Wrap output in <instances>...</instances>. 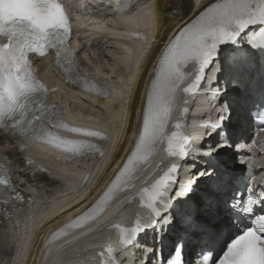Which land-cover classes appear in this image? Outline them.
Segmentation results:
<instances>
[{"label":"snow or ice","instance_id":"6c2138e0","mask_svg":"<svg viewBox=\"0 0 264 264\" xmlns=\"http://www.w3.org/2000/svg\"><path fill=\"white\" fill-rule=\"evenodd\" d=\"M107 3L114 6L118 13L124 12L127 7L123 0H107ZM254 25H259L260 30L249 39L248 43L253 47L244 50L240 57L243 60L257 54L264 56V0H220L211 3L170 39L150 76L133 146L114 179L90 208L56 232L53 239L70 230L83 229L99 219L119 193L127 189L138 172L151 163V158L161 145L166 144L165 150L170 157L186 158V148L190 145L179 131L183 125L176 123L174 127L177 131L171 134L167 131L180 93L188 94L196 90L206 68L219 59L225 50L223 46L238 44L241 34ZM137 35L139 37L140 34ZM70 36V16L59 0H0V38L6 40V43L0 42V129L5 133L10 132L25 144L39 142L68 153L70 155L66 157V162L89 154L98 153L103 157L106 145L111 143V138L106 134L64 122L63 109L47 103V96L57 90L46 87L33 67L30 54L44 57L52 50L55 64L68 82L83 80L87 83L75 63V53L68 46ZM189 65L196 66L194 75L185 72ZM189 79L192 83L184 86ZM100 94L105 98L109 95L107 91ZM260 123L264 125V118L260 119ZM57 129L83 138L59 136ZM94 140L102 141L103 145ZM225 143L227 139L210 150L221 148ZM21 150H24L23 146ZM177 170L173 164L163 176L140 193L141 204L160 217L153 223L154 228L169 221V216L161 217L156 205L162 200L172 199L168 190L176 182L172 176ZM199 174L204 176L209 173L204 170ZM184 192L191 196L195 189L189 186ZM24 199L14 188L10 176L0 171V217L21 214L22 209L17 202L23 203ZM28 203L31 204V201ZM256 203L264 204V191L259 197L250 194L247 200L240 202L236 198H223L213 185L200 194V205L209 213L207 219L184 214L180 205H173L177 212L172 218L176 220L183 216L182 220H177L182 230L190 231L198 239L204 240L206 247L199 254L201 264H264V211L253 215V205ZM167 206V203L163 204L164 208ZM241 217L247 220L246 224L234 222ZM142 230L146 231V227L142 228L139 223L130 232L121 229L120 242L127 248ZM164 230L160 229L161 232ZM178 255L182 256V252ZM173 264H183V261H173Z\"/></svg>","mask_w":264,"mask_h":264},{"label":"bare ground","instance_id":"6f19581e","mask_svg":"<svg viewBox=\"0 0 264 264\" xmlns=\"http://www.w3.org/2000/svg\"><path fill=\"white\" fill-rule=\"evenodd\" d=\"M218 1L220 0H199V3H197V0H191V7H189V0H144V5L140 6L133 13L111 16L110 22L114 24L112 27L105 26L103 22L102 24H89L88 17L76 13L73 14L76 18L72 25L75 31H79L81 26L92 28V31H79L84 42L91 39L93 36L100 37L101 33L99 34L98 31L107 30L112 36V39L109 40H111V44H114L117 48L113 51H107V53L115 61L109 62V59L105 56L106 54L101 51L103 54H99L100 56L98 55V58L101 57L102 59L95 62L93 67L88 68L87 71L88 73L95 71L102 78L109 80L111 97L102 105L105 109V113H103L100 108L90 104V101L97 103L95 99L81 92H57L50 95L48 100L50 103L58 102L65 107H67V102L71 103L74 109L71 110L66 108L68 119L73 121V123L78 122L82 125L100 129L111 138V143L106 145L103 157L90 154L73 161L69 165H62L58 158V154L46 146L29 142L26 144L27 149L25 151H18L14 149L13 142L9 140L8 135H0V164L5 162L13 173L18 174L20 180H25L26 183L29 184V188L35 190L36 194L39 196L38 201L40 202L29 212L30 220L28 221L26 229L20 231L14 229V235L8 232L5 225L0 226V264L13 256L14 250L18 251L17 257H15L17 258V264H25V254L23 250L25 249L24 245L31 239L32 228L34 229L33 235L39 233L41 236L47 235L48 237L52 234L53 230L63 227L71 220L76 219L99 199L114 179L124 158L133 146L135 140L134 133L139 123L138 118L140 116L141 103L160 53L164 50L170 39L183 26L197 16L204 7ZM75 3V1H72L71 5ZM141 22L144 23L148 29L146 41L131 39L121 30L128 29L130 26H137ZM241 40L243 43L246 42V39L243 37H241ZM228 46V52H232L233 48L230 47V44H228ZM88 50L94 54L96 49L94 50L91 47L88 48ZM226 60H229V57H226ZM124 61L125 63H123L121 67L117 63ZM138 64L139 66H137ZM230 65L232 64L230 63ZM106 67L112 69L110 75L113 77L105 71ZM42 75V83L46 79L48 81H55L59 84L58 79L51 70L46 69ZM246 79L247 77H244V74H242L240 76L238 75L236 80V83L239 84L242 91H244V85L242 83ZM45 86L49 89H54L48 83H46ZM100 88L103 92L108 90L105 86ZM61 91L64 92L63 90ZM236 94V99L242 100V93L236 91ZM238 105L239 104H235V113L238 118L236 129L240 130L238 127H241L242 121ZM75 120H77V122ZM212 142H215L216 145L219 143V137L216 134L210 138V143ZM235 144L236 137H233L229 140L227 147L223 151L216 152L217 154L220 153L219 156H217V154L214 155V157L218 158V161L212 160L211 165L213 168L210 170V167H208V175L201 176L199 174L206 170L202 163L200 165L197 164L199 175H196V177L192 176V178H190L189 176L191 173H186L189 179L187 187L197 188L202 193L210 186L214 185L212 182L213 178H216V180L221 178V182L224 185L221 186L218 182L215 186L219 189L224 198L226 189H229L236 179L231 173L227 172L235 170L238 173H242V170L236 164L237 157L234 155ZM203 145L202 143V146ZM208 149H210V145ZM25 153L34 159L32 164L29 163V160L24 156ZM37 158L45 159L49 163L52 175L59 178L72 189L69 196H67L69 192L64 189L63 192L54 198V193L59 192L63 188V185L61 186V183L54 182L51 185L58 189H52L48 174H46L45 170H41L40 167L36 166L38 164ZM85 170H89L87 174L88 180L84 181L85 184L80 191L78 190L75 192L77 188L76 185ZM189 171H191L190 168ZM184 187L186 186L177 187L173 193L179 203H181V201H188V203L182 204L183 213L207 219L209 213L200 205L201 193L196 197L189 196L184 192ZM125 192L127 195L133 193L134 188L127 187ZM177 192L179 195H175ZM64 194L67 198H64ZM116 199V206H120L122 203L120 202L122 200L121 196ZM48 201L52 202V209L49 212H45L43 211V207ZM35 218L36 220L34 221ZM182 219L183 216L177 217L175 224L171 221V227H179V234L185 233L189 237L197 238L190 231L182 230V225L177 222V220ZM104 221V217L98 219L92 225L90 223V226L86 230L57 242L53 246H49L44 251V254H42V257L38 258L37 264H54V260L64 254L76 256L82 253L83 249L80 247L85 246L87 240L103 232L101 230V224ZM168 236L170 237V235ZM175 238H177V236H175ZM14 239L21 243L23 247L20 248V245H16L15 248L12 249L10 244L13 243ZM108 244L110 248H112V245L110 243ZM131 249L134 252V256L137 257L139 249L135 248L134 245H132ZM124 253V251H121L120 254L115 255L117 260L126 262L128 253ZM38 254L41 253L38 252ZM84 259L85 260L80 264L93 263L88 257ZM137 261L136 259L134 264H136ZM64 263L73 264L75 262L68 259L64 260Z\"/></svg>","mask_w":264,"mask_h":264},{"label":"rangeland","instance_id":"374dc122","mask_svg":"<svg viewBox=\"0 0 264 264\" xmlns=\"http://www.w3.org/2000/svg\"><path fill=\"white\" fill-rule=\"evenodd\" d=\"M95 49H94L95 50V53L94 54H92L90 50L89 51H85V52L82 53V57H83V59L85 61V64L86 65H90L91 67H93V64L95 62H98V60L100 61L101 57L98 58V55L99 54L101 55L103 53H106V50H107V49H105V45L97 46ZM101 51H103V53H101ZM112 51H113V49H112ZM67 104H68V108L69 109H71V110L74 109L73 108L74 106L71 103L67 102Z\"/></svg>","mask_w":264,"mask_h":264}]
</instances>
